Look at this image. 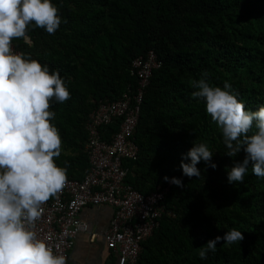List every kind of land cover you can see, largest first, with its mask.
I'll return each mask as SVG.
<instances>
[{"label": "trees", "instance_id": "1", "mask_svg": "<svg viewBox=\"0 0 264 264\" xmlns=\"http://www.w3.org/2000/svg\"><path fill=\"white\" fill-rule=\"evenodd\" d=\"M52 2L62 19L59 28L48 34L30 25V41L15 38L11 44L50 72L57 70L70 92L63 103L50 102L56 114L51 122L61 136L55 162L66 167L68 178L81 180L89 171V114L101 101L135 92L133 60L152 52L160 63L142 97L137 156L122 162L128 170L124 182L139 193L169 188L159 226L140 243L136 264H264V177L252 175L249 167L242 183L227 182L225 166L245 153L224 155L220 129L203 100L192 96L193 81L206 72L212 86L227 81L246 110L264 105V0ZM119 125L115 120L101 126V139L110 140ZM195 140L214 152L217 167L201 161L200 177L189 178L180 162ZM164 176L181 179L183 186ZM232 228L242 231V241H221L206 260L199 258L201 246Z\"/></svg>", "mask_w": 264, "mask_h": 264}, {"label": "clouds", "instance_id": "2", "mask_svg": "<svg viewBox=\"0 0 264 264\" xmlns=\"http://www.w3.org/2000/svg\"><path fill=\"white\" fill-rule=\"evenodd\" d=\"M61 22L52 0H0V264H70L66 255L54 253L51 237H41L36 230L42 205L69 183L66 167L55 162L61 154V136L51 122L56 114L50 102L63 103L70 92L57 70L50 72L47 64L11 47L15 38L30 41L26 35L30 25L53 34ZM192 87V96L203 100L222 133L224 155L245 153L230 168L225 166L227 182L242 183L249 167L252 175L264 177V105L246 110L227 81L222 87L212 86L206 72ZM213 154L206 143L193 141L182 154V175L200 177L201 161L215 170ZM163 180L183 186L177 177ZM243 239L242 231L232 228L209 239L198 256L206 260L221 241L234 244Z\"/></svg>", "mask_w": 264, "mask_h": 264}, {"label": "built area", "instance_id": "3", "mask_svg": "<svg viewBox=\"0 0 264 264\" xmlns=\"http://www.w3.org/2000/svg\"><path fill=\"white\" fill-rule=\"evenodd\" d=\"M12 50L20 53L13 44ZM159 61L149 52L146 58L132 61L130 73L137 79L134 93H125L117 101H101L89 114L85 130V150L89 171L81 180L68 178L69 183L44 205L36 230L48 241L56 254L68 257L77 235L87 230L79 214L87 206H109L112 219L103 240L107 250L115 255V264H136L140 243L149 238L159 226L164 212L168 187H158L143 195L125 183L128 173L123 160H134L138 147L134 133L139 119L140 106L152 70ZM115 120L120 122L118 132L108 141L102 140L99 128Z\"/></svg>", "mask_w": 264, "mask_h": 264}, {"label": "crops", "instance_id": "4", "mask_svg": "<svg viewBox=\"0 0 264 264\" xmlns=\"http://www.w3.org/2000/svg\"><path fill=\"white\" fill-rule=\"evenodd\" d=\"M113 210L106 205L87 206L79 214L87 230L75 238L74 246L68 253L70 264H115L103 240L112 219Z\"/></svg>", "mask_w": 264, "mask_h": 264}]
</instances>
